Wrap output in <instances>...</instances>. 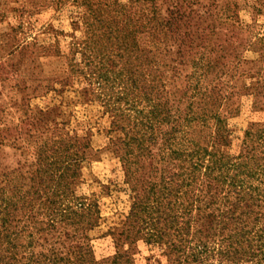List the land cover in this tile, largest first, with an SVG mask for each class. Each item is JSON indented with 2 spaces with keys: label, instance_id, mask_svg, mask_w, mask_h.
Wrapping results in <instances>:
<instances>
[{
  "label": "rangeland",
  "instance_id": "374dc122",
  "mask_svg": "<svg viewBox=\"0 0 264 264\" xmlns=\"http://www.w3.org/2000/svg\"><path fill=\"white\" fill-rule=\"evenodd\" d=\"M191 155L215 199L264 165V0H0V264H264L260 212L236 238L197 233L203 201L179 234L132 219L125 165L168 208Z\"/></svg>",
  "mask_w": 264,
  "mask_h": 264
},
{
  "label": "trees",
  "instance_id": "16d2710c",
  "mask_svg": "<svg viewBox=\"0 0 264 264\" xmlns=\"http://www.w3.org/2000/svg\"><path fill=\"white\" fill-rule=\"evenodd\" d=\"M127 54V56L130 55L129 52H127ZM217 134H220V138L223 139L222 132H217ZM243 144L245 145L246 152L248 153L242 156H246L248 154H253L255 150L258 149L259 141L255 142L254 139L249 138L247 141H244ZM129 149L132 150V146L130 144ZM186 156L188 155L186 154ZM192 156L194 155H191V157L187 159H183V170L181 173L175 175L178 178H176L175 182L173 183L171 190L175 189L177 186L178 187L175 189L172 201L169 202V205L171 206L168 208H162L161 206L157 207L159 204L155 206L150 204L149 195L151 188L153 187L152 180L149 177L150 175L145 174L144 172H140L139 175L135 171L131 170V167L125 165L126 174L134 191L133 197L135 198L131 217L132 219H137L138 214L143 213L141 210L147 213L144 217L140 218L142 225L140 227L141 230H143L145 227V233L165 234V229L169 225L174 224L176 225L175 230L179 234L183 227L181 225L182 221L177 222V219L181 218L182 214H184L194 202L203 201L205 203H203V206L200 208L202 215L198 219L199 226L197 233L230 234V237L232 238H236V236L240 234H250L252 233L251 230H247V227L245 226L246 220L260 212L261 222L259 220L260 224H255L257 228L254 227L255 232L252 234H264V165L261 167L259 164H257L254 170H247L244 163H239L244 170L240 171L238 164L233 163L231 167L235 172L234 177L227 173L220 174V181L222 183H226V181L229 180L233 190H227L224 199H215L207 197L205 188H209L211 185L212 181L209 179H214L215 181L218 179V177L212 175L215 167L218 168L220 173L223 171L221 165L217 163L218 159L208 160L209 163L205 164L204 168L205 170L209 169V172H204L202 180L198 181V179L193 174L196 169L202 167L203 164H199L193 159ZM126 159L130 160L129 158ZM198 159L199 158L196 157V160ZM129 162L134 164L133 161ZM223 166H225V164ZM137 170L138 169L136 168V171ZM246 171L249 172V174H259V178H257V180L260 184H257L251 188L244 186L246 179L244 177L236 178V176L245 173ZM244 176L246 177L249 175L245 173ZM184 186L189 188L194 187L199 193L189 196L186 191H180ZM230 192L234 193V201L229 199ZM180 194H182V196H178ZM209 204L216 205V208H214V210L210 209ZM161 220L164 227L157 226ZM134 223L136 222L133 221L132 223L128 224L126 228L127 232H130L134 229L136 226ZM153 237L154 236L149 237L148 241L153 239ZM235 243L238 244V240L235 241ZM234 251H236L234 252L236 255L238 253L241 255L233 257L235 260L232 261L235 263H238L239 258H241L242 255L249 257L250 253L252 252V250H243L241 247H236Z\"/></svg>",
  "mask_w": 264,
  "mask_h": 264
}]
</instances>
